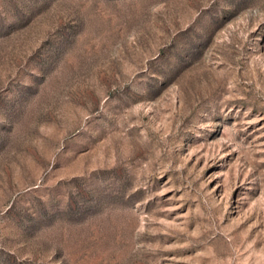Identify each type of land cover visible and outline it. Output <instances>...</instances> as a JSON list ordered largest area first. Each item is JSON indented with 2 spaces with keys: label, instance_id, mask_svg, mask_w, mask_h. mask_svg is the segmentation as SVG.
I'll return each mask as SVG.
<instances>
[{
  "label": "rangeland",
  "instance_id": "1",
  "mask_svg": "<svg viewBox=\"0 0 264 264\" xmlns=\"http://www.w3.org/2000/svg\"><path fill=\"white\" fill-rule=\"evenodd\" d=\"M0 264H264V0H0Z\"/></svg>",
  "mask_w": 264,
  "mask_h": 264
}]
</instances>
